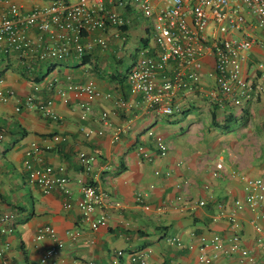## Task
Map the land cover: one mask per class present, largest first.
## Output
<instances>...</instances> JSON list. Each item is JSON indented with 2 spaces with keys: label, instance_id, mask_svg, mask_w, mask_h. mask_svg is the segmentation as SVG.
I'll use <instances>...</instances> for the list:
<instances>
[{
  "label": "crops",
  "instance_id": "crops-1",
  "mask_svg": "<svg viewBox=\"0 0 264 264\" xmlns=\"http://www.w3.org/2000/svg\"><path fill=\"white\" fill-rule=\"evenodd\" d=\"M11 1L31 11L54 0ZM7 11L8 4L0 3V14ZM121 13L132 18V23L123 29L95 32L93 37L107 40V48L95 47L90 52L96 54L90 65H83L77 57L58 61L51 70L45 66L38 71L39 76L45 77L43 81L35 82L22 75L23 67L15 60H0V88L15 91L24 102L29 94L35 92L34 84H39V95L45 101L50 99L54 102L60 117L55 121L42 117L36 111L23 109L17 112L16 101L0 103V133L5 135L0 143V217H14L6 225L8 233L1 232L3 227L0 224V245L10 246L7 258L11 264H40L42 253L55 241L46 237L36 242L35 238L40 229L52 227L64 247L49 264H114L118 251L124 253L120 264H132L130 257L136 252L147 253L150 264H201L200 237L210 241L214 235L225 240L238 236L243 247L255 257V262H241L238 256H221L213 264H264V234L263 242L256 243L254 230L258 215L248 209L236 212L238 226L222 215L223 212L234 211L235 201L246 197L243 178H264V94L257 101L246 102L240 108L225 102L217 112L219 119L220 115L223 116L220 120L230 112L238 119L247 117L234 133L227 134L213 127V107L210 108L198 90L185 93L178 100L182 112L175 114L186 118L182 130L168 128L162 131V128H157L170 148L166 156H160L148 133L156 129L158 118L166 115L149 108L142 96L133 95L127 79L128 71L138 61L141 52L148 49L153 54L156 46L149 38L150 28L135 12L123 10ZM252 32L264 35L261 31ZM130 51L132 62L121 73L118 68L125 64V54ZM263 58L264 48L255 47L250 53L251 61ZM77 60L79 64L73 65ZM117 61L121 62L118 64ZM51 63L45 61L44 64ZM213 65V58L206 57L201 72L204 91L214 88V83L207 76ZM101 68L108 74L115 69L118 78L113 81L105 79L104 72L99 71ZM44 69L47 70L45 75L41 73ZM245 73H250L249 76L254 74L247 65ZM122 77L124 79L120 81ZM55 78L60 82L70 78L75 84L92 79L103 94H111L112 97L92 102L93 111L91 114L86 112L87 118L83 120L85 112L79 104L87 103L86 98L76 100L74 95L68 94V102H63L61 96L47 88V82ZM120 100L133 103V108L119 107L117 103ZM234 109H241V112L236 113ZM105 112L109 120L107 126L100 119ZM150 119L154 120L152 125ZM174 121L178 120H170V124ZM86 128L104 130V135L87 139L83 134ZM239 128H243L241 133ZM200 131L204 132L201 136ZM114 133L120 135L118 142H113ZM253 135L260 137L262 144ZM56 136L63 139L55 142ZM227 140L243 146L235 149L233 156L228 150L225 157ZM245 140H249L248 143L245 144ZM33 143L43 150L41 161L31 158L35 166H50L59 175L69 177L71 195L59 190L44 193L29 182L24 162L25 153ZM257 143L259 148L252 152V146ZM141 147L151 156L150 160L139 151ZM81 153L97 158L90 172L83 170L79 159ZM227 156L233 161L232 167L227 165ZM219 160H223L227 174L213 178L211 171ZM231 170L237 175H233ZM156 171H159L158 175ZM82 184L95 185L103 192L105 203L100 213L108 218L106 228L92 231L82 221L77 206ZM181 195L184 205L176 207V199ZM201 200H205L207 205L198 207ZM167 202L171 205L163 208V203ZM260 214L264 215V205ZM260 223L264 228V219ZM77 233L79 235L73 238ZM173 239H177L180 246L174 244ZM212 252V248L207 251L208 255Z\"/></svg>",
  "mask_w": 264,
  "mask_h": 264
},
{
  "label": "built area",
  "instance_id": "built-area-1",
  "mask_svg": "<svg viewBox=\"0 0 264 264\" xmlns=\"http://www.w3.org/2000/svg\"><path fill=\"white\" fill-rule=\"evenodd\" d=\"M3 2L8 4V11L0 14V60L13 59L29 72L37 63L80 58L97 46L106 49L107 40L104 37H93V34L130 26L132 18L121 13L125 10L135 12L139 18L150 22V28L152 26L149 38L156 46L155 53L143 50L127 73L131 93L142 96L149 108L166 116L181 114L179 98L197 90L209 106H218L220 109L225 106L226 101L240 108L246 102L257 101L264 94V58L257 62L250 60V53L255 47L264 48V35L252 32L255 30L264 33V0H54L45 7H36L31 11L11 0H0V3ZM206 57L214 60L213 68L207 74L214 83V88L209 91H204L201 86V72L205 67ZM246 65L250 72H254L253 76L245 73ZM47 88L61 96L65 103L69 100L68 94L74 95L76 100L86 98L87 103L79 104L85 112L83 120L87 118V113H92V102L112 97L111 94H103L92 79L75 84L70 78L61 82L55 78L47 82ZM33 89L35 92L29 94L23 102L15 91L0 88V103L16 101L17 112L23 109L36 111L44 118L58 121L60 117L54 108V102L50 99L43 100L39 95V84H34ZM117 104L127 110L134 106L124 100ZM100 119L104 126L109 125L106 112ZM83 134L89 139L95 135H104V130L86 128ZM148 135L153 138L159 155L166 156L170 148L165 139L152 130ZM4 138V134L0 133V143ZM62 139L56 136L54 141ZM112 139L113 142H118L120 135L114 133ZM139 151L143 152L145 158L151 159L144 148H139ZM42 152L41 147L33 143L25 153L24 166L29 182L44 193L59 190L65 195H71L69 177L59 175L50 166H35L31 158L41 161ZM79 159L85 172H90L97 162L96 156L85 153H81ZM155 173L158 175L159 171ZM211 174L213 178L227 174L223 160H219ZM243 180L246 197L235 201L234 211L223 212L222 215L238 226L236 212L248 209L257 214L254 225L256 242L262 243L264 228L260 220L264 219V215L260 214V210L264 205V178ZM80 193L82 195L77 206L81 211L82 221L92 231L106 228L108 218L100 213L105 203L101 189L95 185L82 184ZM170 205L167 202L162 207ZM183 205L182 195L178 196L176 207ZM205 205V200L197 204L198 207ZM13 218L0 217L2 233L8 232L6 225ZM78 235L75 234L73 238ZM46 237L52 238L55 244L42 253L40 264H49L64 247L57 240L54 228L40 229L35 239L39 242ZM172 242L180 246L177 239ZM9 247V244L0 245V264H11L6 256ZM210 248L213 252L208 255ZM200 251L201 264H213L221 256H238L241 262H255V257L243 247L238 236L225 240L222 236L214 235L210 241L202 236ZM123 256V252L118 251L114 264H120ZM130 260L132 264H150L149 255L144 252L132 255Z\"/></svg>",
  "mask_w": 264,
  "mask_h": 264
},
{
  "label": "trees",
  "instance_id": "trees-1",
  "mask_svg": "<svg viewBox=\"0 0 264 264\" xmlns=\"http://www.w3.org/2000/svg\"><path fill=\"white\" fill-rule=\"evenodd\" d=\"M94 56H96L95 53L83 55L82 57H80V61L83 62L82 63L83 65H90V63H92L91 60L93 59ZM49 62H52V63L47 64V65H45L43 62L35 64L33 70L30 72L22 68V75L27 79H31L32 81L41 82L43 81L45 76H41V75L39 76L38 71L43 69L45 66L48 67V70H51V68H54V66L55 67L57 66L56 61H49ZM120 62L121 61H117L118 64ZM99 71L104 72L105 79H108L110 81H113L114 79L118 78V72L115 69L110 74L106 73L104 68L99 69ZM123 79H124L123 77L120 78V81H123ZM218 110H220L218 106L213 107V112L211 113V118H212L211 120L213 122V127L216 129H219L223 133H227V134L234 133L236 130V127L239 125H242V123H244V121L247 120L246 116H243L241 119H238V117L234 115L232 112L227 113L224 116L223 120H220L217 114Z\"/></svg>",
  "mask_w": 264,
  "mask_h": 264
},
{
  "label": "rangeland",
  "instance_id": "rangeland-1",
  "mask_svg": "<svg viewBox=\"0 0 264 264\" xmlns=\"http://www.w3.org/2000/svg\"><path fill=\"white\" fill-rule=\"evenodd\" d=\"M141 21L143 22V23H145V26L147 27V28H150V22H148V20H146V19H141ZM150 30H151V32H152V26H151V28H150ZM131 51L130 52H127L126 54H125V64H123L122 65V67L121 66H119V68H118V70L119 71H121V73H123V72H125L127 69H128V67H129V64L132 62V58H131ZM134 56H133V60H134ZM77 64H79V61L77 60V61H74L73 62V65H77ZM57 71H59L60 70V68H57L56 69ZM43 75H45V74H47V70L46 69H44L43 70V72H41ZM241 112V109H234V112H236V113H238V112ZM240 114V113H239ZM222 117L223 116H221L220 115V119H222ZM170 120L171 121H173V120H178V121H174V123L173 124H170ZM186 121V118L184 117V115H175V116H165V117H163V118H158V120H157V123H156V125H155V127H156V129H154L153 131H154V133H156V135H162L161 133H160V131H158L157 132V128H162V131H166L168 128H170V129H172V130H175V129H178V131H181L182 130V123L183 122H185ZM150 125H152L153 124V122H154V120L153 119H150ZM243 130V128H239V131L238 132H240L241 133V131ZM163 133V132H162ZM200 133V136H201V133L203 134L204 132H199ZM251 134H254V133H252L251 132ZM163 136V135H162ZM254 136V139L257 141V142H259L260 144H262V140L260 139V137H258L257 135H253ZM248 141L249 140H245L244 142H245V144L246 143H248ZM170 142V141H169ZM237 143V142H236ZM236 143H233V141H230V140H227L226 141V150H227V153L225 152L224 153V155L223 156H225L226 157V155L228 154V152L230 151V153H231V156H233V154H234V152H235V149H237L238 150V148L240 147V146H243V144H236ZM228 147V148H227ZM253 147V149H252V152H253V150H254V148L255 149H258L259 147H258V143H257V145L255 144V146H252ZM232 149H234V150H232ZM229 150V151H228ZM252 156V155H251ZM227 165H230L231 167H232V163H233V161H231V160H229V158H228V156H227ZM232 169V168H231ZM232 171V174L233 175H237V172L236 171H234V170H231Z\"/></svg>",
  "mask_w": 264,
  "mask_h": 264
},
{
  "label": "clouds",
  "instance_id": "clouds-1",
  "mask_svg": "<svg viewBox=\"0 0 264 264\" xmlns=\"http://www.w3.org/2000/svg\"><path fill=\"white\" fill-rule=\"evenodd\" d=\"M212 107H214V106H210V108H212ZM213 109V108H212ZM5 136V135H4ZM29 178V177H28ZM29 180V179H28ZM12 216V215H11ZM8 233V232H7ZM4 234H6V233H4ZM37 242V241H36ZM257 243V242H256ZM136 253H139V252H136ZM136 253H134V254H136ZM124 254V253H123Z\"/></svg>",
  "mask_w": 264,
  "mask_h": 264
}]
</instances>
